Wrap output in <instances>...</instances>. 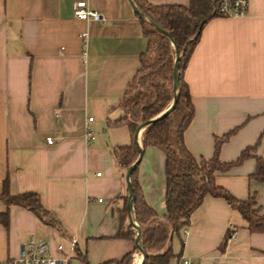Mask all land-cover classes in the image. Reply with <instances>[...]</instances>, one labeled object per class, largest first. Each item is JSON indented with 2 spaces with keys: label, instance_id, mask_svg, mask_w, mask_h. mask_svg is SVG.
<instances>
[{
  "label": "crops",
  "instance_id": "obj_1",
  "mask_svg": "<svg viewBox=\"0 0 264 264\" xmlns=\"http://www.w3.org/2000/svg\"><path fill=\"white\" fill-rule=\"evenodd\" d=\"M87 2L103 20H78L77 2ZM154 7L189 6L191 0H144ZM133 2V3H132ZM134 0H0V192L36 193L50 222L32 211L0 201V261L19 257L33 238L78 253L90 264H114L144 256L135 238H117L118 213L129 197L126 174L114 156L135 138L127 126L108 127L141 68L149 47ZM137 8V6H136ZM195 117L185 133L198 159L215 155L217 138L236 130L220 149L224 163L249 147L264 158V0H249L244 17H216L204 27L185 70ZM93 118V122L89 119ZM94 135L87 141L86 128ZM142 131L137 143L142 148ZM48 137H54L50 145ZM257 161L249 158L217 185L246 200L255 194L264 208V183L251 180ZM100 174V176H98ZM147 204L167 216L166 156L147 148L137 168ZM133 217L134 212H133ZM3 220V221H2ZM125 226L130 219L125 220ZM231 229L235 236L222 248ZM170 264H264V234L246 228L226 200L208 195L190 227L172 238Z\"/></svg>",
  "mask_w": 264,
  "mask_h": 264
},
{
  "label": "trees",
  "instance_id": "obj_2",
  "mask_svg": "<svg viewBox=\"0 0 264 264\" xmlns=\"http://www.w3.org/2000/svg\"><path fill=\"white\" fill-rule=\"evenodd\" d=\"M134 2L148 19V22L143 20V24L149 47L141 57V68L118 105L121 116L115 121L109 119L108 127L127 126L134 136L141 124L166 111L175 100V46L182 55L177 105L169 114L150 124L144 130L142 138L143 153L152 147L161 150L166 156L165 218H160L147 204L138 183L137 169L131 176L134 188V216L141 227L140 244L146 253L143 264H170L176 258L171 245L173 236L181 235L190 227L192 215L208 195L226 200L233 210L241 214L250 232L264 234V208L259 205L255 194L241 200L216 183L217 173H227L249 158H255L257 161V170L251 180L264 183V158L253 154L256 147L244 150L236 161L224 163L220 160L221 146L236 130L216 139L215 155L211 159L196 158L185 142V133L195 117V106L184 77L185 70L201 39L204 27L210 20L219 17L218 0H191L187 7H154L144 0ZM155 26L167 34L161 33ZM114 156L119 168L127 171L139 159L140 150L134 142L129 146L116 148ZM0 201L8 206L29 209L39 219L50 222V213L44 208L40 196L32 192L12 195L8 180L0 192ZM126 219L128 205L118 213L117 238L134 239L138 232L131 224L125 226ZM236 231L237 229H231L227 232L222 248L227 246ZM78 254L82 264H90L82 254ZM132 261V254H128L114 264H132Z\"/></svg>",
  "mask_w": 264,
  "mask_h": 264
},
{
  "label": "built area",
  "instance_id": "obj_3",
  "mask_svg": "<svg viewBox=\"0 0 264 264\" xmlns=\"http://www.w3.org/2000/svg\"><path fill=\"white\" fill-rule=\"evenodd\" d=\"M249 10V0H218L217 13L219 17H244L248 14ZM74 15L78 20L88 21V20H103V16L89 8L87 2L80 1L77 2L74 9ZM93 118L89 119V122H93ZM87 141L90 143L95 138L92 133V130L89 126L86 128ZM48 144L52 145L55 143L54 137L47 138ZM100 176V174H98ZM139 227V223H136ZM236 233H234L233 237ZM76 247L77 240L72 239L71 241V251L68 254H62L64 248L62 245L57 244L53 247L52 241L46 240L42 242H37L34 238L23 245L19 257L7 260L0 261V264H78L76 262ZM55 250L58 255L53 253ZM183 264H193L190 260H184Z\"/></svg>",
  "mask_w": 264,
  "mask_h": 264
},
{
  "label": "water",
  "instance_id": "obj_4",
  "mask_svg": "<svg viewBox=\"0 0 264 264\" xmlns=\"http://www.w3.org/2000/svg\"><path fill=\"white\" fill-rule=\"evenodd\" d=\"M133 3V2H132ZM135 12L137 13V15L140 18H144L145 16L141 13V11L136 8V6H134V4H132ZM156 29L158 31H160L163 34H167V32H165L164 30H162L161 28L155 26ZM174 45V44H173ZM175 55H176V61L174 64V68H173V75H174V91H175V100L173 102V104L163 113H161L160 115H158L155 119L145 122L143 124H141L139 126V128L137 129L134 138H135V144L137 145L138 149L140 150V157L139 159L127 170V174H126V183H127V189H128V193H129V197H128V216L130 219V224L133 226V228L138 232L135 238V243H136V248L137 251L139 253H141L144 256V259L146 257V253L144 251V249L142 248L141 244H140V231H141V227L139 225V227L137 226V221L134 219L133 217V212H134V188H133V184L131 182V176L133 175V173L135 172V170L137 169L142 157H143V151L141 150L142 148L138 145L137 143V138L139 136V134L144 131L150 124H152L153 122L163 118L164 116H166L167 114H169L177 105L178 102V93H179V70H180V60L182 58V55L180 53V50L175 46ZM144 259L140 264L144 263Z\"/></svg>",
  "mask_w": 264,
  "mask_h": 264
}]
</instances>
